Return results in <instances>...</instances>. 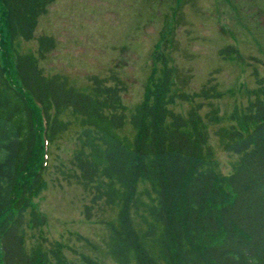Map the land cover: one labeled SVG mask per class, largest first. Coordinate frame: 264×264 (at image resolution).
Segmentation results:
<instances>
[{
	"label": "trees",
	"instance_id": "obj_1",
	"mask_svg": "<svg viewBox=\"0 0 264 264\" xmlns=\"http://www.w3.org/2000/svg\"><path fill=\"white\" fill-rule=\"evenodd\" d=\"M55 1L0 0V264H76L62 242L25 244V225L45 223L36 199L48 187L52 148L67 133L75 149L60 176L89 194L88 218L99 209L106 232L93 246L101 255L117 264H264V76L255 68L247 103L222 115L211 100L232 89L210 82L188 92L158 46L143 99L129 107L120 78L91 75L78 85L46 74L41 60L55 37L21 48ZM220 53L235 59L238 50ZM184 102L187 110L176 109ZM212 124L218 146L236 155L230 172L220 169Z\"/></svg>",
	"mask_w": 264,
	"mask_h": 264
},
{
	"label": "rangeland",
	"instance_id": "obj_2",
	"mask_svg": "<svg viewBox=\"0 0 264 264\" xmlns=\"http://www.w3.org/2000/svg\"><path fill=\"white\" fill-rule=\"evenodd\" d=\"M41 35L57 41L41 60L46 74H65L78 85L91 75L110 81L120 78L126 84L123 99L129 107L143 99L158 46L173 58L178 83L188 92L200 91L210 82L222 90L232 89L233 95L211 100L222 115L237 102L247 103V89L257 86L255 68L264 76V0H56L40 17L34 39L23 40L21 48L36 50ZM225 47L237 48V58L223 57L220 51ZM209 102L204 101V114L211 109ZM189 107L184 102L176 109ZM217 127L210 126L211 142L221 171L227 173L236 155L218 146ZM57 143L45 174L48 187L36 199L45 223L25 225V244L30 249L42 243L48 249L62 242L71 263L87 264L85 253L95 264H117L93 246L102 243L106 232L95 219L99 209L95 207L93 218H88L89 194L81 184L60 176L61 161L67 162L75 149L72 134H64Z\"/></svg>",
	"mask_w": 264,
	"mask_h": 264
}]
</instances>
